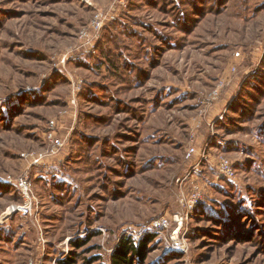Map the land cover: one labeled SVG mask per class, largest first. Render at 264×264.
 <instances>
[{
  "label": "rangeland",
  "instance_id": "1",
  "mask_svg": "<svg viewBox=\"0 0 264 264\" xmlns=\"http://www.w3.org/2000/svg\"><path fill=\"white\" fill-rule=\"evenodd\" d=\"M147 233L136 264H264V0H0V264H111Z\"/></svg>",
  "mask_w": 264,
  "mask_h": 264
},
{
  "label": "built area",
  "instance_id": "2",
  "mask_svg": "<svg viewBox=\"0 0 264 264\" xmlns=\"http://www.w3.org/2000/svg\"><path fill=\"white\" fill-rule=\"evenodd\" d=\"M102 17L101 15H96L94 19L92 20V26L94 25L96 30H100L102 28ZM83 37H87L88 31L84 30L82 33ZM89 36V35H88ZM66 60V57L63 58V61ZM223 86V83L220 82L210 93L209 97L211 99L216 100L219 97L220 89ZM54 121L51 122V127L50 131L47 133V139L50 140L53 143V151L52 153H55L56 150H59L60 148L63 147V142L61 139L57 138L56 135L54 134ZM196 149L195 148H190L187 152L186 157L190 159L193 157L195 154ZM42 161V159H36L34 163L38 164ZM218 168L219 172L222 176L227 177V178H234L235 173H234V166L233 163L228 159L225 158L224 156H220L218 158ZM16 185L18 188L21 190V193L24 198V202L21 205L18 206H13L11 207L9 213L15 214V213H20L21 215H29L32 212V208L29 205V199H30V188H31V181L29 177H21L17 179ZM192 195L189 199L186 200L185 205L187 207L188 213L190 211L195 210L197 207H199L203 202H204V194L203 190L200 186H195L192 191ZM171 227V219L167 216H161L157 219H155L152 222V230L156 232H161L164 230H167ZM29 264H33L30 262Z\"/></svg>",
  "mask_w": 264,
  "mask_h": 264
},
{
  "label": "trees",
  "instance_id": "3",
  "mask_svg": "<svg viewBox=\"0 0 264 264\" xmlns=\"http://www.w3.org/2000/svg\"><path fill=\"white\" fill-rule=\"evenodd\" d=\"M242 108L244 107L242 106ZM242 108L240 112L244 111ZM154 237V233H147L139 239H134L131 235H123L113 250L111 264H136L137 262H144L149 253L148 244ZM72 244L73 246H82L83 243L74 241ZM62 264H73V259H67Z\"/></svg>",
  "mask_w": 264,
  "mask_h": 264
}]
</instances>
